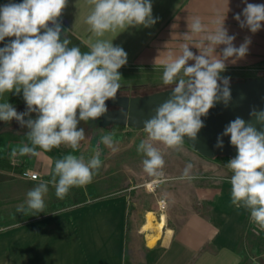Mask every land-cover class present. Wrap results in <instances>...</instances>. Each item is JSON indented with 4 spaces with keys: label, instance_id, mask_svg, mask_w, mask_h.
I'll list each match as a JSON object with an SVG mask.
<instances>
[{
    "label": "clouds",
    "instance_id": "obj_1",
    "mask_svg": "<svg viewBox=\"0 0 264 264\" xmlns=\"http://www.w3.org/2000/svg\"><path fill=\"white\" fill-rule=\"evenodd\" d=\"M242 2L245 6L234 19L241 29L256 34L264 27V4ZM87 3L91 10L85 23L96 38L89 41L88 51L70 47L71 41L64 36L67 32L59 18L68 0L20 3L10 0L0 6V42L14 37L0 47V121L15 120L28 129L24 135L27 142L13 146L10 156L39 157L41 152H50L61 145L73 150L55 159L50 180H41L27 191L26 200L16 208L24 215L46 213L49 185L55 189L56 197L63 200L71 188L92 182L102 162L99 153L87 161L73 154L86 139L85 129L78 125L97 120L108 112L106 102L117 97L123 78L119 69L128 60L123 47L114 45V39L103 37L130 28H150L158 20L153 17L152 0H87ZM226 18L227 14L216 17L210 28L200 17H191L179 54H170L162 64V83L170 86L171 94L144 122L147 140L137 147L145 157L143 169L149 176L163 175L165 165L153 142L175 149L182 146L185 137L196 141L205 127L201 118L217 103L227 108L233 102L231 78L222 73L228 63L235 64L247 56L252 40L246 36L236 46V36L230 35L225 26ZM190 46L199 54L191 51ZM220 46L223 47L217 52ZM21 92L26 103L24 112H18L8 100L2 99L5 93ZM33 113L35 118L31 116ZM224 137H230V145L237 150V155L226 164L232 173L231 203L238 209H246L250 221L264 230V108L252 107L247 121L240 116L231 120L217 136L214 147L222 149ZM100 142L112 147L111 134L102 136ZM192 167L187 164L178 179H196L191 174Z\"/></svg>",
    "mask_w": 264,
    "mask_h": 264
},
{
    "label": "crops",
    "instance_id": "obj_2",
    "mask_svg": "<svg viewBox=\"0 0 264 264\" xmlns=\"http://www.w3.org/2000/svg\"><path fill=\"white\" fill-rule=\"evenodd\" d=\"M9 2L0 0V6ZM248 2L264 4V0ZM152 4L153 17L158 18L154 26L103 37L114 39L113 44L127 52L123 69L162 73L168 56L179 54L191 17H200L211 28L213 19L227 14L225 26L230 35L236 36L235 45L239 46L246 36L252 43L247 56L235 64L228 63L222 75L230 77V82L264 76V27L256 34L239 27L234 15L245 6L242 0H152ZM90 10L87 0H68L59 18L67 34L87 49L89 41L96 39L85 23ZM190 50L199 54L195 47L190 46ZM96 128L90 142L99 135L111 134L113 139L112 147L105 146L102 151V165L108 171L113 170L114 160L126 164V158H121L126 153L121 141L128 134L139 136L144 130L126 125ZM3 133L7 134H0V264H244L248 250L257 247L255 236L246 234L250 213L231 203L232 173L226 168L229 157H204L185 141L175 149L159 146L165 161L163 175L150 182L156 185L153 188L159 197L149 189H135L131 195L127 191L133 187L127 189L124 176L115 175L92 194L88 184L75 191L71 188L63 200L49 185L46 213L32 216L18 213L16 208L24 203L29 189L51 179L56 158L47 152L39 157L18 155L17 164H12L11 148L26 140L20 131L8 133L6 129ZM136 139L141 142L142 135ZM80 150L73 154H95ZM135 155L139 160L141 153ZM187 164L193 165L191 174L196 179L192 181L178 179ZM23 168L37 171L40 178L19 177ZM159 199L166 203L161 214L157 211ZM150 221L154 227L157 222L160 225L149 229Z\"/></svg>",
    "mask_w": 264,
    "mask_h": 264
},
{
    "label": "rangeland",
    "instance_id": "obj_3",
    "mask_svg": "<svg viewBox=\"0 0 264 264\" xmlns=\"http://www.w3.org/2000/svg\"><path fill=\"white\" fill-rule=\"evenodd\" d=\"M65 38L69 39L71 41V44L69 45L71 46H78L81 48V51H87L84 46L78 42L77 40H75L74 38H72L70 35H68L67 33L64 34ZM64 37L62 36L61 39H63ZM11 39L13 38H5L4 42H0V47H3L6 43H8ZM119 71L122 74V80H121V87L119 89V93L120 95H128V96H134V95H145V94H150L159 90H163L166 88H170V86H165L162 83V73L161 72H143V71H134V70H129V69H119ZM3 100H8L9 103H11L18 112H24L26 111V103L23 100V95L22 92L21 94L17 95L14 93H5L4 97L2 98ZM2 102V101H0ZM32 118H35L36 114L33 113L31 114ZM28 117H25V119H27ZM97 125V121L96 120H90L87 123L85 122H81L78 127H82L85 129V133H86V139L83 141V143L88 144L89 142V146H91L88 149V145H85L83 143L80 144L79 149L75 152L78 153V151L80 150V153H99L100 156V160L101 162L103 161V157L105 156L104 153H102V151L104 150V148H106L105 144L101 143V137L102 136H97L94 138L93 141L90 142V139H92L93 137H89L90 135H92L93 131H96L98 128H96ZM115 126H120L118 124H112V127ZM94 128V129H93ZM8 131V133H16L19 132L22 133L23 135H25V133L28 131L27 128H22L15 120L11 121L10 123H5L3 121H0V134H2L1 136H3V134H7V133H3L4 130ZM15 131H14V130ZM129 131V129H128ZM90 133L89 136H87ZM142 134V141L143 140H147V133L142 130L141 132ZM139 135V136H140ZM5 136V135H4ZM137 135H130L128 134V137L125 139V141H121L122 145L125 146L126 148V153H122L121 154V158H126V164L123 162H113V164L111 165V167L113 168V172L112 171H108V168H106V166L104 167L101 163V167L99 169V171L94 175L97 179L96 180H92L91 183L88 184V191L92 192L96 189V187L98 185L102 186L101 188H103V186L110 182L113 177L118 176V175H122V177L124 176L125 179V184H126V188L128 189L129 187H133L132 189H128V193H131L136 190L141 191L144 189V191H147V189H149V185H147L148 183H150L152 181V179H157L160 178V175H155V176H149L147 173L144 172L143 169V164L142 161L143 159H145V157L143 156V154L141 153V157L139 156V160H136L135 157V153H139L137 151V147L140 143L139 140L136 139V137H139ZM24 139L26 140L25 136ZM27 142V141H25ZM155 147H159V146H163L162 144H160L159 142H153ZM87 149L89 151H87ZM8 151V149H7ZM73 150L70 147H64L63 145L58 147V148H53L50 152L47 153H51L53 155L54 158L58 159V158H62L63 155L72 152ZM91 151V152H90ZM136 151V152H135ZM92 156L90 155H85L84 159L85 161H87L88 159H90ZM115 157V156H114ZM112 172V173H110ZM204 174V173H203ZM94 177V178H95ZM123 185V184H122ZM156 187V185H154ZM76 187H73V191L77 190L75 189ZM146 189V190H145ZM72 190V189H71ZM154 192H156L157 197L158 196V191H155V188H153ZM151 191V190H150ZM95 192V191H94ZM150 194H152V192H148ZM164 199H159L158 202V213L161 214L165 211L166 207V203L165 201L163 202ZM161 201V202H160ZM155 216H157V220L159 219V216L157 214H153ZM152 217V215H151ZM156 222V221H155ZM153 224V223H152ZM246 234H248L249 237H253L252 234H250L248 231H246ZM255 239L257 240V247L255 250H248V254L245 257L244 260V264H264V246L261 245L260 240L258 237H255Z\"/></svg>",
    "mask_w": 264,
    "mask_h": 264
},
{
    "label": "water",
    "instance_id": "obj_4",
    "mask_svg": "<svg viewBox=\"0 0 264 264\" xmlns=\"http://www.w3.org/2000/svg\"><path fill=\"white\" fill-rule=\"evenodd\" d=\"M233 97L232 104L225 108L222 103H217L209 110L203 127L198 133L197 140L192 141L185 137V142L198 151L202 156L214 158L225 156L234 158L237 150L230 145V137L223 138V148H216L217 136L221 134L225 126L235 117L240 116L249 120V111L252 107L264 108V76L249 77L244 80L230 82ZM171 94V89L166 88L145 95H118L115 100L107 101V106H113L108 112L98 119L101 127L112 124L126 125L128 127L142 129L144 122L154 114V109L163 103ZM243 97V99H241ZM259 128V125H257Z\"/></svg>",
    "mask_w": 264,
    "mask_h": 264
},
{
    "label": "built area",
    "instance_id": "obj_5",
    "mask_svg": "<svg viewBox=\"0 0 264 264\" xmlns=\"http://www.w3.org/2000/svg\"><path fill=\"white\" fill-rule=\"evenodd\" d=\"M17 157L11 159L12 164H17ZM27 173V175H26ZM19 177L24 178V179H30V180H38L40 178V175L37 171L29 169V168H23L20 169L18 172ZM149 185V190H153L154 184L148 183ZM248 231L251 233L253 236L258 237L262 244L264 245V230L260 229L258 226H256L254 223L250 221V215L248 218Z\"/></svg>",
    "mask_w": 264,
    "mask_h": 264
},
{
    "label": "bare ground",
    "instance_id": "obj_6",
    "mask_svg": "<svg viewBox=\"0 0 264 264\" xmlns=\"http://www.w3.org/2000/svg\"><path fill=\"white\" fill-rule=\"evenodd\" d=\"M159 225H160V224L157 222V223H156V227H154L153 224H152L151 221H150V223H149V229L158 228Z\"/></svg>",
    "mask_w": 264,
    "mask_h": 264
},
{
    "label": "trees",
    "instance_id": "obj_7",
    "mask_svg": "<svg viewBox=\"0 0 264 264\" xmlns=\"http://www.w3.org/2000/svg\"><path fill=\"white\" fill-rule=\"evenodd\" d=\"M87 51H88V49L86 48V47H84ZM97 121V125L99 126V124H98V119L96 120ZM94 129V128H93ZM90 135V133L87 135V136H89ZM81 143H83V141L81 142ZM83 144H85V143H83ZM62 146V145H61ZM64 147H66L65 145H63Z\"/></svg>",
    "mask_w": 264,
    "mask_h": 264
},
{
    "label": "flooded vegetation",
    "instance_id": "obj_8",
    "mask_svg": "<svg viewBox=\"0 0 264 264\" xmlns=\"http://www.w3.org/2000/svg\"><path fill=\"white\" fill-rule=\"evenodd\" d=\"M118 95H120L119 91H118ZM108 108L111 109V108H114V107L113 106H108Z\"/></svg>",
    "mask_w": 264,
    "mask_h": 264
}]
</instances>
